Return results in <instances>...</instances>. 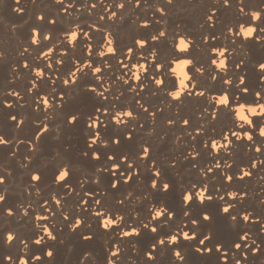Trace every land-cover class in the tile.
<instances>
[{
  "label": "bare ground",
  "instance_id": "obj_1",
  "mask_svg": "<svg viewBox=\"0 0 264 264\" xmlns=\"http://www.w3.org/2000/svg\"><path fill=\"white\" fill-rule=\"evenodd\" d=\"M93 2L98 6L89 13ZM244 2L245 7L242 5L244 12H241L237 8L238 0H233L231 8H217L214 0H174L172 4H167L165 0H141L138 7L135 5V0H131L118 11L117 18L108 19L109 12L105 11L107 4L112 3L113 7L110 11H116L119 0H105L103 3L101 0H65L62 4L57 3L56 0H20L19 5L16 4V0H0V52L4 54L0 56V87L3 88L0 89V136L9 141L6 143L9 145H0V177L5 176V182L0 184V191L6 195L5 202L0 203V264H13V261L19 264L21 257L25 258L28 264H107L109 249L116 251L115 242L120 252L118 258H112L115 264H236L237 261L241 264H264V230H262L264 228V164H257L255 168H251L253 161L264 159V148H262L264 136L259 134V129L264 126V116L247 112V106L264 103V79H262L264 72L259 67L260 63H264V42H262L264 37L259 35V28L264 27V18L254 22L248 17L254 10L260 11L261 16H264L262 11L264 0H244ZM69 3H73L74 6L63 11ZM82 5L87 7H81ZM158 6L165 8L167 19H162L165 17L156 10ZM16 7H22L25 11L19 13L15 10ZM41 12L45 17L43 21L37 19ZM212 13H214L215 27L210 28L205 25L201 28L200 25L206 15ZM101 15L105 17L103 20L100 19ZM121 15L124 16L123 21L119 19ZM52 17L56 20L55 24L49 23ZM144 19L153 21L152 25L147 28L141 27V21ZM157 21H160V24ZM75 24H80L84 31L89 32L91 39L81 34L79 43L72 50L68 44L63 43L68 41L64 40L62 34L70 33L71 26ZM238 24L239 26L255 24L257 31L250 38H245L239 33L234 35L228 29ZM93 25L96 27L93 28ZM34 28L39 29V44L30 41V37L33 38L35 35ZM96 29H107L111 32L117 41L118 58L112 55L109 57L98 55L106 42V35L102 44V34ZM160 29H166V34L169 36L176 35L177 49H179V35L183 32H188L194 45L189 49L187 58L193 60L195 67L203 68V72L193 73L190 67L185 69L190 77L186 81L188 88L185 92L193 89L195 85L197 88L193 91L210 89L212 92L208 99L212 102L211 96H217L218 99L214 103L219 108L218 91L224 89L229 95L238 98L241 96L235 87L223 85L222 81L225 79L235 83L239 76H243L250 89L249 93L244 94L238 104L233 103L231 110H222L216 120L210 117L213 110L209 107L206 97H189L187 94L184 96V92L181 95L184 96L182 104L172 100L169 93L179 89L178 74H169L170 81H167L169 85L160 88L150 82V77L156 73L146 74L149 79L144 80L139 88L137 83L142 76L139 79L135 78L133 66L151 65L152 61L146 60L150 58V50H140L137 55H133L127 49L135 39L145 38ZM46 33L51 34V39L42 40ZM209 33L205 42L201 37ZM213 35L216 37L215 40L212 39ZM185 38L188 39V36ZM60 40L63 42L57 43ZM89 44L92 45L93 55L87 60L85 58L87 51L89 52ZM53 45L56 46L49 56L42 57L41 54ZM25 47L30 51L24 52ZM213 47L219 48L222 52L224 49L227 50V57L223 55L226 71H223L218 79H210L211 75L216 76L217 73H221L217 65L210 66L211 59L216 61L221 59L220 51L211 52ZM156 50L167 62L169 70L176 66L175 63H171L176 61L171 39L162 40ZM65 52H69L67 56H64ZM129 56L132 57L131 60L127 59ZM118 59L123 60L129 67L121 66ZM25 60L28 61L27 68L24 67ZM103 60H107V64L111 67L108 65L104 67L100 63ZM88 61L92 63L91 70L84 67ZM239 61L241 67L237 69L234 65ZM97 67H104L103 76L97 75L95 72ZM35 69H42L45 78L37 80L36 84L39 87L32 89L31 81L37 76ZM77 69L88 74H81L78 84L70 89L68 84L62 83V78L72 79L74 72L79 76ZM145 72H147L146 67ZM120 76L130 81L133 89L137 88L139 96L128 89L129 85H126V82L123 84L119 79ZM171 81L175 82L174 88L171 86ZM87 84L90 88L97 87V92L103 93L108 99L104 100L94 96L90 91H83ZM105 85L108 87L105 88ZM5 89L8 92L4 93ZM13 90L19 92L21 98L11 95ZM58 93L66 97L70 96L64 102L62 109L52 107V104L57 103L52 100V96H56L59 100ZM117 96L119 99H114ZM42 99L45 103L38 109L36 106L41 104ZM5 101L10 102L12 106H7ZM140 104L148 108V111H143ZM241 104L246 106V115L252 120L251 126L247 121L239 119L238 109ZM99 106L111 108L109 110L112 111L113 121L109 117L108 127L102 131L109 139L119 134L121 138L119 145L114 143L108 145L107 140L101 141V134L98 131L95 137L91 136L96 131L95 121H87V115L94 113L95 108ZM77 110L83 112L84 116L75 126L67 125L66 116ZM125 110H131L135 116H121L120 119L124 123L116 124L115 118L118 113ZM153 111L156 112L155 119L150 114ZM12 115H16L18 120H24L21 126L31 127L30 134L37 132L38 127L42 129L43 124L48 126L47 132L42 130L36 134L40 136L37 151L33 152L30 147L31 143H36L35 136L30 135L27 139L17 137V127L10 119ZM184 118L189 119V125L181 123ZM99 119L103 121L104 117L100 116ZM169 119L176 120V123L167 124ZM87 123L92 125L93 129H89ZM233 126V130L241 134L250 132L252 140L242 137L241 141H235V138H233L234 142L230 138L222 141L220 137L222 132L224 137H229L227 128ZM196 128L204 133L197 134ZM128 132L133 134L130 140L125 138ZM192 135L196 136L195 140L192 139ZM209 138L220 142L216 149L203 147V142L210 146ZM89 141L92 143L88 144ZM96 141H100V144L95 145ZM141 144L151 147L150 157L147 159L139 155ZM88 146L100 151L102 158L96 160L94 156L97 157V153L93 154V158L83 157L81 153L89 150ZM257 146L261 147L260 152L256 151ZM193 152L197 153L195 158ZM199 153L200 156L197 157ZM123 154H128L130 159L135 158L129 160L128 164L129 166L135 164L134 167L140 169L141 178L134 179L130 183H121L118 189L113 190L110 187L112 177L107 173L112 161L106 162V158L114 155L119 158ZM187 156L188 159L185 158ZM48 160H51L50 164ZM151 160L157 162L160 168L157 171H161L162 174L157 179H163L165 183L171 182L173 185L172 190L167 194L158 193L150 188V181L154 178L151 172ZM117 162L122 164L120 171L127 168V162H123V157ZM228 162H231V168L226 169L223 166ZM170 163H174L175 166L170 167ZM217 163L222 169L208 172L205 176L204 170L207 171V167L215 168L214 165ZM69 164L72 172L68 181L70 184L64 185L65 182L59 181L58 177L61 172L67 170ZM245 167L251 168V176L242 180L234 178L231 182L224 178V174L228 173L234 174V177L239 175V171H243ZM37 170L41 172V181L33 182L31 176L39 173ZM56 174L57 179L54 183ZM192 183L197 184L195 190L197 194L202 189L205 191V198L203 200L199 198L201 203L211 197L210 195L216 198L204 204L194 203L191 211L183 216L185 209L180 190L189 188ZM203 183L207 188L200 189ZM106 190L108 195L103 196ZM89 191H96L93 200L100 199L101 196L103 198L100 199V204L91 205L90 200L91 208H81L82 200L88 199ZM231 191L246 192L247 196L242 201H233V197L228 195ZM219 197L236 204L233 205L235 209L232 214L251 211L254 217L261 219L244 222L242 217L238 216L237 226L233 228L228 214L221 213V207L226 205L223 204L224 201L219 200ZM190 198V191H186L185 199ZM119 199L125 200L124 205L117 203ZM58 200L61 203H56ZM169 207L176 212L171 213L168 223L162 225L156 220L165 219L163 216L169 211ZM160 209L163 211L157 217L156 212ZM9 210L12 215L7 214ZM108 211L117 213L116 218L110 214L102 215L101 224L103 225L106 220H112L113 224L119 225L126 218L120 230L114 232L113 225L105 230L101 227L100 220L94 217L97 213L103 214ZM204 211L211 212L214 219L211 225L202 222L200 227L202 230L208 227L213 229V243L222 241L225 244L227 260H222L220 258L222 253L215 250L211 254H199L194 250L196 241L189 242L183 238L177 245L160 244L155 250L150 248V245L158 239L165 240L170 238L166 235L176 234L178 225L183 224L184 231L188 232V227L192 226L188 225L187 216L197 218ZM25 215L27 217H24ZM75 219L81 225L76 231L77 225L71 224ZM141 223L155 229L156 232H151L149 229L141 230L139 227ZM133 227L138 229V233L142 231L141 234L138 237L124 238L122 233L129 232ZM244 232L251 233V238L256 240L257 244L248 247L246 245L249 242L244 241L241 248L236 249L234 243L240 242L239 236ZM92 233H95L92 240L82 239L83 235L90 236ZM8 234L14 236L11 243L7 242ZM41 237L43 243L36 245V240ZM25 243L27 252L24 251ZM257 245L259 251L254 252L253 249ZM181 249L184 250L185 261H179L175 256V252ZM150 250L153 251L155 260H150L146 256V252ZM49 252H54V255L49 256ZM9 256L12 260L6 259Z\"/></svg>",
  "mask_w": 264,
  "mask_h": 264
},
{
  "label": "snow or ice",
  "instance_id": "obj_2",
  "mask_svg": "<svg viewBox=\"0 0 264 264\" xmlns=\"http://www.w3.org/2000/svg\"><path fill=\"white\" fill-rule=\"evenodd\" d=\"M56 2L62 4L63 3V0H56ZM126 2H129V0H125V3ZM165 2L167 4H172L174 2V0H165ZM214 2H215V5H216L217 8H222V7H224V8H231L232 5H233V0H214ZM16 4L19 5L20 4V0H16ZM241 4L245 7L244 0H238L237 8H238L239 11H241V7H240ZM85 7H87V5H85ZM124 7H125V4H124ZM116 8H117V6H116ZM15 10L17 12H19V13H23L25 11V9L22 8V7H16ZM119 10L120 9H117L115 11V12H117V15H118V11ZM164 10H165V8H164ZM262 11H264V9H262ZM159 13H161V12H159ZM117 15H116L115 18H117ZM213 15H214V13L207 14L206 17H205V19H204V21H203V23L200 25V27L203 28L205 25H208L210 28H214L215 27V24H214V21H213ZM162 16L165 17V18H162V19H167L166 18L167 17V12L164 11L163 14H162ZM248 17H249V20L250 21L253 19V17H252L251 14L248 15ZM262 18H264V16H261L260 17V20H262ZM44 19H45V17L43 16L42 19H38V20L43 21ZM119 19L121 21H123L124 20V16L123 15L119 16ZM144 20L149 21V23L146 24V25H143V26L140 25L141 27L147 28L150 25H152V23H153V21H150L149 19H144ZM49 23L55 24L56 23V20H55V22H52L51 19H50L49 20ZM157 23L160 24V21H157ZM239 28H240V26L238 24V25H235L234 28H229L228 30L231 29L232 32L234 33V35H237L239 33ZM96 31L102 34V36H101V41L102 42L101 43L103 44L105 42V35H106L105 29H96ZM259 33H260L259 35L261 37H264V27L259 28ZM81 34L83 35V37H85L86 34H87L88 37L91 38L89 36V32H86V31H84L81 28V30L78 33V38H77V40L75 41L74 44H69L68 42H63V43L68 44V46L72 50H74L75 47H76V44L79 43V41H80ZM208 35H210V33L209 34H206V35H203L201 38L205 42H207ZM39 36H40V33H39ZM111 36H112V34H111ZM186 36H188V38H190L188 32H183V34L179 35L180 39L181 38H185ZM49 39H51V36L49 38H45V35L42 37V40H49ZM170 39H171V42H172V50H173V52L175 54V57H176V61H172L171 63L177 64L182 59H187V54L189 52V49L194 46L193 43L191 44V46L187 50L177 49V39H176V35L175 34L172 35V36L167 35L166 34V29L165 30H161L160 29L158 31H155L152 34H150L149 36H147L145 38H142V39H135L131 43V46L128 47L127 51L130 52V53H133V55H137L140 50H145V49H149L150 50V58H146V60L150 59L152 61V63H151V65H147V64L145 65V67L147 68V72L144 73V75L139 80V83H137V85L139 86V88H140V85L143 84V81L144 80H148L149 79L146 76V74H149L150 75V73H153V72L156 73V75H153V76L150 77V82L156 84L159 88L161 86H165L166 84L169 85L167 83V81H170L169 78H168L169 77V74H171V75H176L177 74L176 71H175V67L171 68L170 70L168 69L167 62L161 58L159 52L156 50L157 47H158V45H159V43L162 40H170ZM212 39L215 40L216 37L213 35L212 36ZM30 41H31V43H33L32 36L30 37ZM262 42H264V40H262ZM113 47H114V52L113 53H108V54L104 55L103 57H109L110 55H112V56H117V58H118V46H117V41L115 40L114 37H113ZM134 50H137V51L134 52ZM217 50H220V49L219 48H215V47L211 48V52H214V53L215 52H219ZM223 52H224V56L227 57V55H226L227 50L224 49ZM68 53L69 52H65L64 53V56H67ZM92 55H93V52L89 53L87 51V58H85V59L90 60L88 58L92 57ZM127 59L131 60L132 57L129 56V57H127ZM62 61H64V60L62 59ZM79 62L81 63V61H79ZM100 63H102L104 65V67L108 65L107 64V60H103ZM118 63L121 66H123L124 68H128L129 67L127 64H124L123 60H119L118 59ZM215 63H216V60L215 59H211L210 60V66H215ZM237 65H240V61L237 62L234 66L237 67ZM24 67L27 68V67H29V65L28 66H25L24 65ZM84 67L91 70L92 69V63L85 64ZM104 67H101L100 68V71L97 72V75L98 76H103L102 73H103ZM189 67L191 68V70H192L193 73H197L198 72L197 67H195L194 64H191ZM259 67L261 68L262 72H264V63H260L259 64ZM43 70H44V68H43ZM77 73H79L80 75L78 76L76 74L75 80H73V79H67L66 80V79H63L62 78V83L63 84H68L69 85V88L72 89L74 85H77L78 84L79 80L81 79V74H84V75H87L88 74L86 71H81L80 69H77ZM222 73H223V71H221V73H217L216 76H212L211 75L210 79H218ZM157 77H159V78H157ZM42 78H45V72H43L40 75L35 76V79H33L31 81V88L32 89L33 88L37 89L39 86L36 84V81L37 80H41ZM95 80H97L96 77H95ZM158 80H159V84H157V81ZM121 81L123 82V84L125 83V81L123 79H121ZM52 83L54 84L53 81H52ZM34 84H35V86H34ZM222 84L223 85H226L227 84L230 87H235L237 89V91L241 93V96L238 98L235 95H229V94H227V92L224 89L222 91H218L219 97L220 96H224V95H227L228 96V103L227 104H220L219 108H217L216 104L214 103V101H216L218 99L217 96H211V101L212 102H210L209 99H208L210 92H212V91H210V89H205L204 91H193L195 88H197V85H195L193 87V89H189L188 91H186L184 93V96L187 94V96H189V97H192V96H196V97H206L207 98V103H209V107L213 110L210 113V117H211V119L212 118H215L217 120L218 119V115H219V113H221L222 110H225V109L231 110V105L233 103H237L238 104V101L242 99V96L244 94L249 93V91H250L249 87L246 84V78L242 81L240 76L238 77V79L236 80L235 83L232 82V81L231 82H228V81H226L224 79L222 81ZM126 85H129L128 89L133 90L135 93H137V96H139V94H138L139 91H137V88L133 89V84L130 83V81H128ZM171 86L173 88L175 87V82L174 81H171ZM163 88H166V87H163ZM74 90H76V89H74ZM83 91H90L91 93L94 94V96L99 97V98H102L104 100H107L108 99L107 97H105L103 95V93H98L97 92V87L90 88V87H88V84L84 86ZM214 92H217V91H214ZM58 95H59V100H57V97L56 96H52V100L53 101H57V103L55 105L52 104V107L53 108L59 107V108L62 109L63 108V105H64V102L67 101L70 98V96H67V97L64 96V95L61 96L60 93H58ZM169 95H170V93H169ZM184 96H181L179 98H172V100L173 101H179L182 104L183 103V97ZM15 97L21 98L20 96H15ZM114 99H119V96L114 97ZM44 103H45V101L42 99L41 100V104L38 105V106H36V107L38 109H40V106L41 105H44ZM7 106L11 107L12 105H7ZM140 108L143 111H146V112L148 111V108L146 109L143 106V104H140ZM109 109H111V108L104 107V106H99V107L95 108L94 113H89L87 115V121L88 120L95 121V129H96V131L91 136L92 137H95L97 135V131H98L101 134V141L107 140L108 141V145L110 143H114L116 145H119L121 143V138H120L119 134H117L114 137H112L111 139H109V138H107L104 135V132L102 131V129H107L108 124H109V117H110V120L113 121V115H111L112 111H110ZM43 110L45 112H47L44 108H43ZM97 113H99V116H97ZM150 114H151L152 118L155 119L156 112L153 111ZM83 116H84V113L81 112V111H79V110H77V111H74V112L69 113L66 116V118H65V122H66L67 125L75 126L78 123L79 119L81 117H83ZM100 116L104 117V120L103 121H101L99 119ZM13 117H15V118H13ZM10 119L13 122H15V126L17 128H19L24 123V120H21V119L18 120L16 115H12L10 117ZM104 121H107V123H105ZM41 123L43 124V122H41ZM175 123H176V120H174V119H169L167 121V124H170V125H174ZM181 123L183 125H189V119L188 118H184V119H182ZM116 124H119V123L116 122ZM87 127L89 129H93V126L92 125H89L88 123H87ZM233 128H234V126L227 128V131L230 134L229 137H224V132H222V134L220 135L222 141L223 140H226L228 138H230L233 142H234V139L233 138H235V141H238V140L241 141L242 140V137H238L237 136V132L234 131ZM197 129H199V128H196L195 129V132L196 133H197ZM42 130L45 131V132H47L48 131V126L46 124H43V128L41 129V127H38V131L37 132H41ZM128 133L125 134V138L130 140V139H132V135L133 134L131 136H128ZM203 133H204V131L203 132L200 131L197 134H203ZM34 139H35L36 143H31V145H30V147L32 148V151L33 152H35V151L38 150V144H39V141H40V136L39 135H35V138ZM192 139L195 140L196 139V136L195 135H192ZM209 139H210V146H209V144H205L203 142V147L205 149H212V147H213V144L215 142V139H211V138H209ZM89 143H92V142L89 141L88 144ZM97 144H100V141H96L95 142V145H97ZM0 145H9V144L3 143V144H0ZM229 147L231 148L232 145H230ZM262 148H264V145H262ZM88 149L89 150H86V152H82L81 153V155L83 157L88 158L89 156H91V158H93V154L94 153H97L98 155L96 157V160H100L102 158V154H101L100 151L95 150L93 147H89V146H88ZM140 150H141L140 151V154H139L140 157H142L144 159H147V158L150 157V153H151V147L150 146H148L146 144H141L140 145ZM145 153H147L146 156L144 155ZM29 156H31V155H29ZM199 156H200V153L198 154L197 157H199ZM122 157H123V162H127V168L124 171H120L121 168H122V164L120 162H117L118 159H119V161H121V158ZM185 158L188 159L189 157L187 156ZM109 160L112 161V163H111L110 167L108 168L107 173H109L111 175V177H112V180L110 182V187L113 190L118 189V187H119V185L121 183H125V184L126 183H130L134 179L140 180V178H141V176H140V169L137 168V167H134L135 164L132 165V166H129V164H128V161L129 160H135V158H131L130 159V157H129L128 154H123L119 158H117L114 155L113 158L110 159L109 156H108L106 158V162L109 161ZM258 164H264V161H261ZM114 165L116 167H113ZM169 166L170 167H174L175 164L174 163H170ZM223 167L226 168V169L231 168V167H228L227 165H224ZM62 168H63V166H62ZM248 168L251 171V168H253V165H251V168L250 167H248ZM151 169H152L151 172L153 173L154 178L151 179V181H150V188L152 190H155L156 192L162 193V194H167L168 192H170L172 190V187H173L172 183L171 182L170 183H165L163 179H159V180L157 179V178L161 177L162 174H161V171H157V169H160V168L157 166V162L155 160H151ZM218 169H222V167H215V168H213V167H207V171L204 170V174H205V176H207V173L208 172H214L215 170H218ZM66 171L68 173V176L63 181H61V182H65L64 185L70 184L68 181H69V178H70V176L72 174V172H71V164L68 165V168H67ZM37 172H39V176L38 177L31 176V181H33V182H39V181H41V172L39 170H37ZM129 173H132V174L129 175ZM239 173L240 174L239 175H236L235 177H234V174H231V179L230 180H229L228 175H225V174H224V178L228 182H231V181L234 180V178H239V179L242 180L245 177H249V176L244 175L241 170L239 171ZM57 174L55 175V178H54V181H53L54 183H55V181L57 179ZM4 182H5V180H3V182H0V184H3ZM80 183H82V182H80ZM100 183H101V180H100L99 184ZM204 185H205V183H203V185L201 186L200 189H202L204 187ZM34 186L35 187H38L35 184H34ZM196 188H197V184L192 183L189 188H187V189H181L180 190L181 191V201H182V205H183V207L185 209L183 211V213H182L183 216L186 213H188V212L191 211V208L194 205V203L204 204L205 202H211L214 198H216L213 195H210L211 196L210 199L207 198V199H205L201 203V201L199 199V196L197 194V191H195ZM209 190L210 189H208V192H209ZM186 191H190V197H191L190 199H185V192ZM0 193H3V191H0ZM95 194H96V191H89L88 192V199L86 201L82 200L83 201V204L81 205V208H85V207H90L91 208V205L93 203L94 204H97V203L100 204V199H102L103 196H107L108 195V192H107V190L104 191L103 192V196H101L100 199H94L93 200L92 198L95 197ZM246 196H247V193L246 192L237 191V195L235 197H233V201H237V200L242 201ZM5 200H6V195H4V199L2 201H0V203L5 202ZM90 200H91V205H90ZM219 200L224 201L223 202L224 205H236L235 203L227 202V201L223 200L220 197H219ZM56 203H61V201L58 200V201H56ZM117 203L119 205H124L125 200L119 199V200H117ZM8 208L11 209L12 207H8ZM234 209H235V207H231L230 209L225 210V207H221V213L222 214H228V219H229L230 224H231V226L233 228H235L237 226L238 216L239 217H242L241 213L232 214V212L234 211ZM49 210L52 211L50 208H49ZM175 212L176 211L174 209H170V207H169V211L166 212V213H164V216L163 217H165V219H163V220L157 219L156 221H160V224L164 225L165 223H168V217H169V215L171 213H175ZM248 212H251V211H247V212H243V213H248ZM7 214L8 215H12L11 212H8ZM109 214L112 215L115 218L117 216V213L108 211V212H104L103 214L97 213V214L94 215V217H96V218H98L100 220V225H101V227H103V225L101 224L102 215H109ZM24 217H27V215H25ZM187 217L189 218L188 225L190 224L192 226L191 228H189L188 225H187V227H188V236H185L184 235V226H183V224H181V225H178L177 228H176V234H175L177 236L176 241H172L170 238H167V239H165L163 241H161V240L158 239L156 242H154V243H152L150 245V248L153 249V247L155 246V249H157L160 244H162V245H165V244L177 245V243L181 240V238H183L185 241H189V242L194 241V240L196 241V244L194 245V250L197 253H199V254H211L215 250L216 252L222 253V255L220 257L222 260H227L228 259V256H227V249L225 248V244L222 241H217V242L213 243V241H214V231H213V229L211 227H208L206 230H202L201 227H200V225H201L202 222L205 223V224L211 225V223H212V221L214 219L213 214L211 212H209V211H204V212L200 213L199 217H197V218H191V215H189ZM233 217H235V219H233ZM125 219L122 220L121 221V224H119V225L113 224L112 230L114 232L117 231V230H120L121 225H124ZM259 219H261V218L259 217ZM259 219H257V217H254L253 214H252V212H251V215L249 216V219H248L247 222H249V221L255 222L256 220H259ZM242 220L245 222V220L243 219V217H242ZM71 224L77 225V227L75 228V231L78 230V229H80V227H81V225L79 224V222L76 219ZM114 226H115V228H114ZM139 227H140L141 230L142 229H149L151 232H156L155 229L149 228L146 225H144L143 223H141L139 225ZM157 227H158V225H157ZM133 228H135V227H133ZM262 230H264V228H262ZM141 232L137 234V233L133 232L132 229H131L128 232L127 235H124V238L125 237L126 238L138 237L141 234ZM243 234L239 236V241L240 242L234 243V247L236 249L241 248L242 242L248 241V238H245ZM94 236H95V233H92L90 236L83 235L82 236V239L85 240V241H88V240H92L94 238ZM166 236L171 237L172 235L170 234V235H166ZM35 243H36V245H41L43 243V241L36 240ZM256 244H257V242H253L250 246H249V243L246 246L251 247L252 245H256ZM114 246L116 247V249H119V246H118L117 242L114 243ZM201 246H204V247H201ZM258 251H259V249H258ZM152 252L153 251H151V250L150 251H147L146 252V256L150 260H155L156 257H154L152 255ZM109 253L110 254L107 257V264H115V261L112 258L113 257H117L118 258V254H120L119 250H116V251L113 252V251H111V249H109ZM48 255L49 256H53L54 255V252L48 253ZM233 255H235V253H233ZM180 256L183 257V260H181L179 257H176V258L179 261H185V255H184V250L183 249H181V251H180ZM37 261H39V258H37Z\"/></svg>",
  "mask_w": 264,
  "mask_h": 264
},
{
  "label": "clouds",
  "instance_id": "obj_3",
  "mask_svg": "<svg viewBox=\"0 0 264 264\" xmlns=\"http://www.w3.org/2000/svg\"><path fill=\"white\" fill-rule=\"evenodd\" d=\"M101 2H105V0H101ZM129 2H131V0H129ZM140 2L141 0H135V5L136 7H138L140 5ZM63 3H65V0H63ZM124 4H125V0H119V3L116 5L117 6V9H123L124 7ZM74 6L73 3H69L66 5V8L63 9V11H67L68 9L72 8ZM98 5L93 2L91 4V8H89V13H91V9L93 8H96ZM81 7H85V5H82ZM113 7V4L112 3H108L107 4V8L105 9L106 12H109V15H108V19H115L116 15H117V12L115 11H110ZM157 11L158 12H161V14H163V12L165 11L163 7H160L158 6L157 8ZM241 11L244 12V9L242 7V4H241ZM245 14H248V13H245ZM253 17V21H258L262 15V13L260 11H251L250 13ZM44 16V14L41 12L38 14L37 18L38 19H42ZM105 17L103 15H101L100 19L103 20ZM51 21L52 22H55V18L52 17L51 18ZM149 21H146V20H143L141 21V26L143 25H146L148 24ZM93 28L96 27V25H93L92 26ZM71 32L70 33H63L62 36L64 37V40H67L70 44H74L75 41L77 40V36H78V33L79 31L81 30L80 28V24H75V25H72L71 26ZM230 32H232V30L230 29L229 30ZM257 31V28L255 27V24L253 25H241L240 28H239V34L242 35L243 37L245 38H250L252 37ZM105 32H106V42L102 45V50L98 53L99 56L103 57L104 55L108 54V53H113L114 52V47H113V37L111 36V32L108 31L107 29H105ZM33 33H35V35L33 36L32 40H33V43L34 44H39L40 43V38H39V29H36L34 28L33 29ZM51 36L50 33H46L45 34V38H49ZM85 38H88V39H91L88 37V35L86 34ZM63 41H58L57 43H61ZM192 44V40L191 38H181L180 41H179V49L180 50H187ZM56 45H53L52 47H50L49 49H47L46 52H43L41 55L42 57H48L49 54L53 51V48L55 47ZM91 49H92V45L89 44L88 45V50H89V53H91ZM30 51V49H28L27 47H25L24 49V52H28ZM217 51H220V50H217ZM221 52V59H219V61H216L215 65L218 66V69L220 71H226V63H225V59L223 58V55L224 53L222 51ZM130 53V52H129ZM24 53L22 52L21 55H23ZM3 52H0V56H3ZM87 64H90L91 62L88 61L86 62ZM191 64H193V60L192 59H182L179 63L176 64L175 66V71L176 73L178 74L179 76V89L178 90H173L170 92V96L172 98H179L181 97L182 93L185 92V89L188 88V85L186 83V81L189 80V73L185 70L187 67H189ZM24 65L25 66H28V61L25 60L24 61ZM109 67H111V65H108ZM241 67V65H237V69H239ZM133 68L135 69L133 75L135 76L136 79H139L141 76L144 75L145 73V67L143 64H140L138 67L137 66H133ZM198 72H203V68H197ZM37 75H40L42 74V69H35ZM100 71V67H97L95 68V72H99ZM76 78V73H72V79L75 80ZM100 78V77H98ZM119 79H123L125 80V82L127 83L128 81L126 79H124V76H120ZM245 79V77H241V80L243 81ZM264 79V78H262ZM228 82H231L230 80ZM157 84H159V80L157 81ZM35 86V84H34ZM94 87V86H93ZM108 85H105V88H107ZM32 89H29V91H31ZM11 95H14V96H20V93L19 92H16L15 90H13L11 92ZM257 95L259 96V93H257ZM61 96H63V94L61 93ZM219 102L220 104H227L228 103V96L227 95H224V96H220L219 97ZM139 103V102H138ZM5 104L6 105H11L10 102L8 101H5ZM144 106V105H143ZM145 107V106H144ZM146 108V107H145ZM147 109V108H146ZM247 112L252 114V115H261V116H264V103H261L260 105L258 106H247ZM121 116H125V117H134L135 114L131 111V110H125V111H121L118 113L117 117L115 118L116 122L118 123H124L123 120L120 119ZM238 116H239V119L240 120H243V121H247V123L251 126L252 125V120L249 119V116L246 115V106L244 104H241L239 106V109H238ZM15 118V117H13ZM23 120V119H21ZM170 125V124H169ZM243 125H241L242 127ZM201 131V129H197V133H199ZM99 134V133H98ZM259 134L261 136H264V126H262L260 129H259ZM132 133L129 132L128 133V136H131ZM237 136L238 137H243V138H246L248 140H252V134L249 132V133H244V134H241L239 132H237ZM179 139V138H178ZM3 143H9V141H6L2 136H0V144H3ZM219 143L217 140H215L214 144H213V149H216L218 146H219ZM256 151L257 152H260L261 151V147L260 146H257L256 148ZM193 154V157L195 158V156L197 155V153H192ZM145 156L147 155V153L144 154ZM94 158H96L94 156ZM110 159L113 158L112 156L109 157ZM261 161H264V159H259L257 161H253V168L256 167V165L261 162ZM228 167H231V162H228L226 164ZM113 167H116L115 165ZM214 167H220L219 163H217L216 165H214ZM243 174L246 175V176H251L252 175V172L249 170L248 167H245L243 169ZM228 177H229V180L231 179V174L228 173L227 174ZM39 176V173H36L34 174V177H38ZM68 176V173L67 171H64V172H61L59 174V177H58V180L59 181H63L66 177ZM4 180V177H0V182H3ZM205 188H207V185L204 186ZM37 191H39V189H37ZM4 195L3 193H0V201H2L4 199ZM228 195L230 197H235L237 195V192L236 191H231L228 193ZM198 196L201 200H203L205 198V191L202 189L199 191L198 193ZM209 199L211 197H208ZM231 207H233V205H226L225 206V210H228L230 209ZM163 211V209H160V211H157L156 212V216L159 217L160 216V212ZM9 212H11V210H9ZM207 215V214H206ZM243 219L245 220V222L248 221L249 219V216L251 215V212H248V213H242L241 214ZM233 219H235V217H233ZM259 219V218H257ZM113 225V221L112 220H106L104 221V224H103V227L105 229L111 227ZM132 231L137 233L138 234V229L137 228H132ZM128 232H123L122 235H127ZM49 235H51V233H49ZM184 235L185 236H188V232L187 231H184ZM244 237L245 238H248V241H249V246L253 243V242H256L254 239L251 238V233L249 232H245L244 234ZM14 239V236L13 234H8V237H7V242L8 243H11V241ZM43 238L41 237L40 239L38 240H42ZM170 239L172 241H176L177 239V236L175 234H173ZM163 241V240H161ZM259 249V245H257V248L256 249H253L254 252L258 251ZM116 250H119V249H116ZM153 250H155V246L153 247ZM24 251L27 252V244L25 243V246H24ZM51 253V252H49ZM152 255H153V252H152ZM245 255H247L245 253ZM175 256L176 257H179L181 260H183V257L180 256V251H176L175 252ZM6 259L8 260H12V257H6ZM13 264H15V262L13 261ZM19 264H28L27 260L23 257H21V259L19 260ZM236 264H241L240 261H237Z\"/></svg>",
  "mask_w": 264,
  "mask_h": 264
},
{
  "label": "rangeland",
  "instance_id": "obj_4",
  "mask_svg": "<svg viewBox=\"0 0 264 264\" xmlns=\"http://www.w3.org/2000/svg\"><path fill=\"white\" fill-rule=\"evenodd\" d=\"M0 89L2 90L3 88L2 87H0ZM6 92H8V90L7 89H5L4 90V93H6ZM30 126H20L19 128H17V137H21V138H25V139H27V138H29L28 136H30V135H33V136H35L36 134H37V132L35 131V132H33V133H31L30 134V130H31V127L29 128ZM25 128V129H24ZM19 129V130H18ZM32 136V137H33ZM52 159V158H51ZM50 161L51 160H48V164H50Z\"/></svg>",
  "mask_w": 264,
  "mask_h": 264
}]
</instances>
